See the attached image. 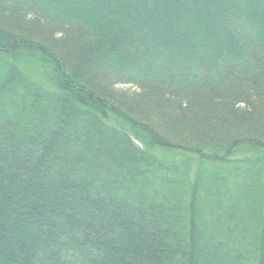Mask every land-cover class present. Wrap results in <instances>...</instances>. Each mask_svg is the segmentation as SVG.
I'll use <instances>...</instances> for the list:
<instances>
[{
	"label": "trees",
	"instance_id": "trees-1",
	"mask_svg": "<svg viewBox=\"0 0 264 264\" xmlns=\"http://www.w3.org/2000/svg\"><path fill=\"white\" fill-rule=\"evenodd\" d=\"M0 264H264V0H0Z\"/></svg>",
	"mask_w": 264,
	"mask_h": 264
}]
</instances>
